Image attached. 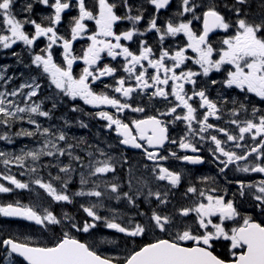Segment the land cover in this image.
<instances>
[{"label":"snow or ice","instance_id":"1","mask_svg":"<svg viewBox=\"0 0 264 264\" xmlns=\"http://www.w3.org/2000/svg\"><path fill=\"white\" fill-rule=\"evenodd\" d=\"M250 7L0 0V52L15 58L0 65V141L36 145L0 150V194L50 198L0 202L31 229L0 225L4 264H264V11ZM65 98L112 140L53 123ZM206 164L214 175L188 167Z\"/></svg>","mask_w":264,"mask_h":264},{"label":"flooded vegetation","instance_id":"2","mask_svg":"<svg viewBox=\"0 0 264 264\" xmlns=\"http://www.w3.org/2000/svg\"><path fill=\"white\" fill-rule=\"evenodd\" d=\"M20 2H22V0H20ZM39 8H40V6H37L36 8H34V12H39ZM41 14H46V13H41ZM20 47H22V46H20ZM16 50L19 51L20 48L17 47ZM14 63H15V58L14 57H11L10 55H6V53H4V52H0V65H3V64H13L14 65ZM22 70H23L22 68H16V67H14L12 69V71L15 72L16 74H19V72L22 71ZM213 75L218 77V74H213ZM46 94H48V92H46ZM78 103L80 104L81 107H83L85 109L86 112L98 111V109H93L89 105H84L83 101H78ZM69 106L70 105H69V103L67 101V98H65L64 105L60 106V107H58L57 109L54 110V117H57V116L61 117V116L67 115L68 119H70V123L72 124V127L70 129H68L69 130V136L87 138L90 143H100L101 147L105 146L104 143H103L105 140H112V136H109V134L107 133V130H105V129H103L101 127V125L103 123H105V122L98 121V120H95V119H91L90 117H88L86 115H83L81 113H71V112L68 111ZM46 107L47 108H51V100L46 101ZM80 119H83L86 123H88L89 124V128H87V129L80 128L79 125L77 124V120H80ZM121 147H123V146H121ZM125 150L130 156H134L135 160H139L140 159L139 155L137 154L138 150H133V149H125ZM148 163H151V162H148ZM170 163H172L175 166H180L181 165V162H179V161H172ZM135 166H137V165H135V163H134V167ZM188 167H190V168H192V167L199 168L200 171L202 173H204V174H211V175L215 174L214 171L212 170V166L207 165V164L204 165V166H191V165H189ZM122 175L126 179V177H127L126 168H125V170H123ZM259 178H261V177L257 176V179H259ZM78 180H79V178L77 176L75 178V180H74V184L72 186H70V187L78 188V186H79ZM179 196H180V192L178 191L177 192V199H179ZM21 200L24 203H28L29 200H32L34 203L43 204L41 196L40 195L38 196L36 194H28L25 198L23 197ZM111 203L113 205H115L114 201L111 202ZM43 205H45V204H43ZM52 207L57 212L61 211V209L57 205H52ZM117 207H119L121 211H124V208L122 206H117ZM63 210L64 211H69V212H73L74 211V209L72 207H68V208H65ZM129 214H131V213H129ZM0 218H2L5 221L4 224H2V225L5 226L6 228H11L12 230L17 231V232H19V231H30L31 230L29 228V222H27V221H12V220H9V219L7 220V218H3V217H0ZM120 235L121 234L113 235L111 230H108V229H103L102 230V236H107V238L109 240L114 239V238H118ZM101 247L107 249V248H112V247H115V246L105 244V245H101ZM110 254H113V253H110ZM0 264H4V254H3L2 251H0Z\"/></svg>","mask_w":264,"mask_h":264},{"label":"trees","instance_id":"3","mask_svg":"<svg viewBox=\"0 0 264 264\" xmlns=\"http://www.w3.org/2000/svg\"><path fill=\"white\" fill-rule=\"evenodd\" d=\"M220 3H221V10L224 11L225 13H227V10L223 8V4L227 3L231 6V4L233 3V0H220ZM250 5H251V7H250L249 11L251 12V14L253 16H257L262 11H264V7H262V5H264V0H250ZM24 127H31V126L25 124ZM14 130H18V126ZM29 141L30 140L28 138H21V139H18L17 142L13 145H8V144H5V142L0 141V150L18 151L19 148H21L24 143H27ZM44 159H48V158L45 157ZM3 169H4V166L2 163H0V171H2ZM12 169H14L15 172L17 170L14 166L12 167ZM53 171H55V170H53ZM18 178L26 179V177H18ZM7 198H13V196L11 194H9L7 196Z\"/></svg>","mask_w":264,"mask_h":264},{"label":"rangeland","instance_id":"4","mask_svg":"<svg viewBox=\"0 0 264 264\" xmlns=\"http://www.w3.org/2000/svg\"><path fill=\"white\" fill-rule=\"evenodd\" d=\"M17 75H19V74H17ZM60 118V117H59ZM61 121V120H60ZM57 124H60V123H57ZM61 124H62V121H61ZM68 131V134H69V130H67ZM36 145H35V143L33 142V144H32V146L31 147H35ZM12 171L15 173V171H14V169H12ZM16 172H17V170H16ZM34 187H36L37 188V192H36V194L38 193V192H40V191H42V196L43 195H46V193H44L43 192V190L42 189H38V186H34ZM44 204V203H43Z\"/></svg>","mask_w":264,"mask_h":264}]
</instances>
